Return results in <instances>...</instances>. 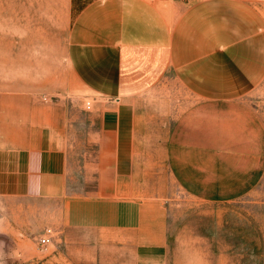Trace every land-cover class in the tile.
Masks as SVG:
<instances>
[{
    "label": "crops",
    "instance_id": "crops-1",
    "mask_svg": "<svg viewBox=\"0 0 264 264\" xmlns=\"http://www.w3.org/2000/svg\"><path fill=\"white\" fill-rule=\"evenodd\" d=\"M63 2L67 62L90 107L79 102L77 120L63 100H4L0 195L56 201L80 257L91 243L162 244V207L138 190L160 161L202 199L257 183L264 109L247 95L264 80V0ZM163 83L168 95L153 92Z\"/></svg>",
    "mask_w": 264,
    "mask_h": 264
},
{
    "label": "rangeland",
    "instance_id": "rangeland-1",
    "mask_svg": "<svg viewBox=\"0 0 264 264\" xmlns=\"http://www.w3.org/2000/svg\"><path fill=\"white\" fill-rule=\"evenodd\" d=\"M67 13L63 0H0V108L17 97L42 105L63 100L69 116L82 118L78 103L86 109L91 98L67 62ZM167 80V87L174 84ZM164 83L153 92L168 95ZM247 97L264 109V80ZM139 176V192L162 207L159 246L134 251L91 243L75 257L62 239L56 201L0 195V264H264V169L255 185L222 199L190 195L163 161ZM45 227L52 236L40 245Z\"/></svg>",
    "mask_w": 264,
    "mask_h": 264
},
{
    "label": "built area",
    "instance_id": "built-area-1",
    "mask_svg": "<svg viewBox=\"0 0 264 264\" xmlns=\"http://www.w3.org/2000/svg\"><path fill=\"white\" fill-rule=\"evenodd\" d=\"M90 103L89 101H85V107H89ZM52 236V229L51 227H45L43 233H41L38 238L37 241L40 245H45L49 242V240L51 239Z\"/></svg>",
    "mask_w": 264,
    "mask_h": 264
}]
</instances>
